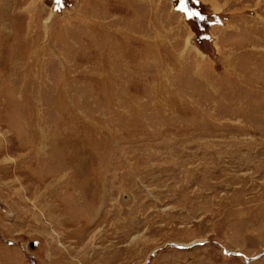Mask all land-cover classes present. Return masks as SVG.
<instances>
[{"label": "rangeland", "instance_id": "1", "mask_svg": "<svg viewBox=\"0 0 264 264\" xmlns=\"http://www.w3.org/2000/svg\"><path fill=\"white\" fill-rule=\"evenodd\" d=\"M0 264H264V0H0Z\"/></svg>", "mask_w": 264, "mask_h": 264}, {"label": "snow or ice", "instance_id": "2", "mask_svg": "<svg viewBox=\"0 0 264 264\" xmlns=\"http://www.w3.org/2000/svg\"><path fill=\"white\" fill-rule=\"evenodd\" d=\"M192 15H196V16H198V13H192ZM199 18H201V19H202V17H199Z\"/></svg>", "mask_w": 264, "mask_h": 264}, {"label": "bare ground", "instance_id": "3", "mask_svg": "<svg viewBox=\"0 0 264 264\" xmlns=\"http://www.w3.org/2000/svg\"><path fill=\"white\" fill-rule=\"evenodd\" d=\"M215 11L217 12V9L215 8ZM218 12H220V9H218Z\"/></svg>", "mask_w": 264, "mask_h": 264}]
</instances>
